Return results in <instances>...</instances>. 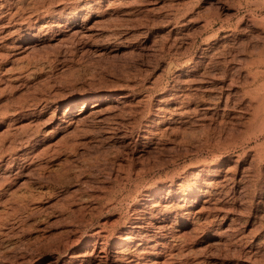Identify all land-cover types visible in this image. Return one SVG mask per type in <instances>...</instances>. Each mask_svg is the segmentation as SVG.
<instances>
[{
  "label": "rangeland",
  "instance_id": "obj_1",
  "mask_svg": "<svg viewBox=\"0 0 264 264\" xmlns=\"http://www.w3.org/2000/svg\"><path fill=\"white\" fill-rule=\"evenodd\" d=\"M0 264H264V0H0Z\"/></svg>",
  "mask_w": 264,
  "mask_h": 264
},
{
  "label": "bare ground",
  "instance_id": "obj_2",
  "mask_svg": "<svg viewBox=\"0 0 264 264\" xmlns=\"http://www.w3.org/2000/svg\"><path fill=\"white\" fill-rule=\"evenodd\" d=\"M193 81V80H192ZM195 81V80H194ZM191 82V81H190ZM189 84H191V83H189ZM188 85V84H187ZM191 86V85H190ZM106 95L105 94H103V93H100V94H97V95H93V97H86V98H84V101H83V105H82V107H84V108H86V103L88 102V101H92V100H95L96 102L94 103V104H96L97 102H99V101H103L104 100V98H106L105 97ZM107 96H109V95H107ZM125 97V95H120V98H124ZM191 98V97H190ZM189 99V98H188ZM194 99V98H193ZM192 99V100H193ZM191 100V99H190ZM191 100V101H192ZM189 101V100H188ZM79 103H80V101H78ZM75 103H77V102H74V101H72V102H70V103H68V106H71V108L73 109L77 104H75ZM184 103V102H183ZM185 103H187V102H185ZM191 103V102H190ZM98 104V103H97ZM78 107V106H77ZM70 108V109H71ZM81 108V107H80ZM75 109V108H74ZM79 112H81V111H79ZM185 113H186V111H185ZM207 166V165H206ZM207 168V167H206ZM203 170H205V168L203 169ZM208 170V169H207ZM192 175V174H191ZM198 177V176H197ZM195 181V180H194ZM199 181V179H197V181L196 182H198ZM188 183V182H187ZM182 188H184V187H182ZM193 188H195V186L194 185H192V186H190V185H188L187 186V191H189V192H191V193H193L192 192V190H193ZM160 191V190H159ZM186 192V191H185ZM187 195V194H186ZM156 196H158V191L157 192H155L154 194H153V197H156ZM154 254V253H153ZM151 256V255H150ZM148 257V256H147ZM143 258V257H142ZM148 258H150V257H148ZM144 260V259H143Z\"/></svg>",
  "mask_w": 264,
  "mask_h": 264
}]
</instances>
